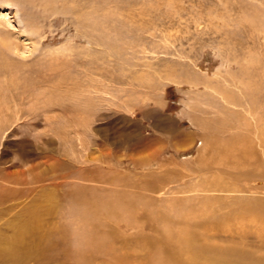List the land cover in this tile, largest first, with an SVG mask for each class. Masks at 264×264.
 Here are the masks:
<instances>
[{"label":"rangeland","instance_id":"rangeland-1","mask_svg":"<svg viewBox=\"0 0 264 264\" xmlns=\"http://www.w3.org/2000/svg\"><path fill=\"white\" fill-rule=\"evenodd\" d=\"M5 61L0 243L41 218L18 264H189L146 225L159 212H212L180 230L260 255L264 213L245 207L264 201V0H0ZM85 198L120 200L133 229L103 214L98 240L76 236Z\"/></svg>","mask_w":264,"mask_h":264},{"label":"bare ground","instance_id":"bare-ground-1","mask_svg":"<svg viewBox=\"0 0 264 264\" xmlns=\"http://www.w3.org/2000/svg\"><path fill=\"white\" fill-rule=\"evenodd\" d=\"M1 41L4 44L5 40H1ZM0 70L16 71L17 68H14V66L12 67V65H10L8 61H5V63H1ZM242 190L247 191L245 190V187ZM85 199L83 202L82 200H80L82 202L81 203L82 208L77 212V215H75L76 236L86 240H89L91 238H97L96 236H98V234L100 235L99 223L97 219L103 214H107L117 218V220L121 221L123 226H126L125 229L127 231L133 229L132 222H130V220H128L125 217L126 214L123 215V213L125 211L127 212V210H124L125 205L123 206L120 200L110 206H105L103 204V201L100 199H96L95 201L93 200V202L89 200V198H85ZM245 210L246 212L252 214L264 213L263 212L264 201L261 199H255L252 203L247 204ZM44 213L45 212H43V214ZM151 216L152 215H150V217H148V220H146V225H150L154 222L165 225L164 234L167 237L170 236L169 237L170 239L174 236H177L175 238H177L180 242L183 243L182 245L184 246V253L186 252L185 254H188L192 257V259H190L191 262L189 264H264V225L261 232V239L263 245L260 250V255H257L255 251L249 250L241 245H233V244L218 245L217 243H214L213 237H216L215 233L216 234L218 233L215 231H202L206 234L196 233V232L194 233L188 232L189 234H187L185 233L184 230L183 231L180 230L182 229L181 225L186 227H194L196 229L206 228V226L209 225H213V226L217 225V222H215V220L217 221L219 217L214 216L212 212L206 214L205 217H203L202 219L196 222L194 221L190 222L184 219L180 220V218L175 217L171 214H165L161 212H159V214H155L154 218ZM37 217L38 216L30 219L29 221L24 223L18 230H16L15 232L16 235L14 236V238L0 243V260H2L6 264H10V263L18 264L30 260L35 256V254H37L39 250L37 251L38 246L35 235L37 234V231L41 226V218L39 217L37 218ZM174 227H178L179 229L174 231ZM143 232L144 230H142V232H138V234H143ZM207 234L211 236H208ZM226 234L231 235L234 234V232L230 230ZM240 234L242 235V233ZM98 239L99 238H97V240ZM195 240L205 241L208 243L196 244ZM97 246L99 245L97 244ZM42 252L43 251H41V253ZM180 263L181 262H179V264Z\"/></svg>","mask_w":264,"mask_h":264}]
</instances>
